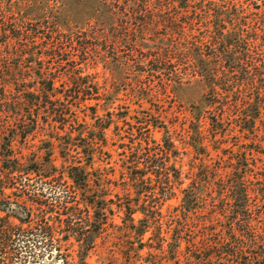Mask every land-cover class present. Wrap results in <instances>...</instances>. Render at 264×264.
<instances>
[{"label":"trees","instance_id":"obj_1","mask_svg":"<svg viewBox=\"0 0 264 264\" xmlns=\"http://www.w3.org/2000/svg\"><path fill=\"white\" fill-rule=\"evenodd\" d=\"M203 1L205 0H201ZM209 2V7L198 11L193 7L192 12L196 17L191 18L189 9L196 3L195 0H0V113L9 111L8 96L13 93L12 85L29 84L30 79H34L36 85L19 89L17 96L28 98V103L34 100L32 104L35 110L41 111L44 108L45 112L53 116L54 122L60 123L61 130L77 125L80 128L78 137L87 141L81 147H76V150H83L85 161L78 159L66 171L79 190L76 191L71 185L73 191L68 193L66 200L72 199L75 204L72 210H78L83 205L88 212L85 225H69L65 230L69 234L66 236L72 235L78 244V261L64 256L61 241L54 239L57 230L50 222L42 223L29 232L40 239L38 242L41 244L37 246H42L45 252L56 249V258H65L64 264H88L86 257L89 249L93 247L92 235L101 234L105 230L108 210L114 213L112 208H107L108 201L106 206L104 197L98 195L101 188L91 193L89 186V167L95 154L103 151L100 145L107 142L106 131L109 124L94 115L100 123L98 135L92 133L94 136L87 139L85 134L91 126L89 128L90 124L85 117L80 121L76 112L80 110L85 116V112L92 109L96 114L97 107L89 106L86 102L99 99L94 96L99 90L97 81H88L92 74L78 79L83 82L75 83L77 88L72 90V96H68L75 101L69 99L66 103H60L51 100L56 89L48 69L51 66L66 69L62 62L67 61L68 69L61 72H67L65 74L70 78L73 76L72 80L75 81L78 75L83 74L77 65L88 60L92 53L95 55L91 59L101 61L106 68L116 67L123 70L128 63L118 60L119 53L112 55L111 59L115 62L112 64L107 55H102V47H110L118 52V49L121 50L128 44L134 46L129 49L133 53L139 46L147 47L139 43H146L144 36L151 31L154 33L161 30L157 39L158 45H153L157 51L151 59L157 62L158 67L151 72L169 73L168 77L177 78L174 81L177 85H182L183 80L198 83V76L201 81L210 84L211 91L219 97L215 90L219 85L221 90H226L223 83L225 70L234 73L242 68V61L254 62L252 54L250 57L246 56V51L254 52L252 49L255 48L248 35L247 20L252 19L254 22L256 13L250 10L249 4L246 5L241 0ZM259 8L258 5L257 9ZM193 19L200 22L208 20L207 25H204V35L200 39L192 36L195 30ZM152 41L153 39L150 42ZM43 48H49L53 53H43ZM85 56L84 61L80 62V58ZM177 61L179 63L173 65ZM257 61H260L262 67L260 75L264 76V52H259ZM148 76L154 77L150 73ZM38 84L42 85L43 91L37 89ZM41 94L45 98L42 101ZM257 94L255 102L249 103L256 112L261 111L264 101L261 94ZM248 98L252 100V97ZM236 106H239V101ZM31 108H28L30 112ZM30 115L32 125L24 124L30 126L28 130L23 129L22 134L25 136L37 127L38 115ZM65 115H70V119H64ZM227 116L226 111H221L210 117L214 137L220 134V129L228 120ZM144 119L139 121L140 125L135 131L137 133L130 134L129 138L127 135L125 137L131 143L138 140L139 144L135 150V144L130 147L131 157L125 162L127 165L123 167L120 175L127 193L126 200L122 201L116 195L120 200L115 204L117 212L123 214L120 217V227L139 243L136 248L137 257L142 258L144 264H264V170L254 164L255 170H252L248 156L251 152L248 153L244 148L237 161L230 157L227 171H217V166H212L213 163L202 164L198 179L190 189L182 190L181 205L165 213L163 207L174 194L176 185L184 184L181 170L170 163L178 157V151L168 130H165L166 135L160 143L154 138L150 139V126H156L159 121L152 124L149 119ZM244 120L250 121L249 116L246 115ZM21 121L24 123L23 117ZM195 124L199 127L200 119L192 121V128L197 132L195 136L192 135V144H195L200 153L205 154L206 148L200 142V133ZM158 127L166 128L165 125ZM96 140L100 141V145ZM12 143L13 139L9 138L7 143L0 144V192L3 195L5 189L13 187L11 185H15L19 177L44 175L49 184L55 180L59 172L50 160L42 164L22 161L15 157ZM150 143L154 146H150ZM141 165L144 167L141 168ZM94 173L99 176V180L104 179L105 175L100 170ZM153 174L156 179L151 177ZM61 176H64L63 172ZM152 181L155 182L153 186ZM23 186L20 194L27 195L28 200L40 207L53 206V203H49L52 195L46 197L43 189L35 191L33 185ZM217 187L221 195L217 199L213 198L211 206L208 207L209 199L205 197L207 194L214 197L217 193L214 189ZM132 192L133 198L130 196ZM66 200L60 202L63 203V208H67L69 201ZM0 211L8 213L7 217H0V264H18L21 260L25 261L18 249V240L25 232L21 227L14 226L10 218L28 220L24 222L29 223L31 210L24 200H14L6 196L0 199ZM92 212L95 223L89 222ZM23 213L26 218L20 219L18 215ZM60 229L61 225L58 227ZM38 242H32L33 246L30 240L25 242L29 247H34L29 252L36 249ZM146 248L150 250L146 252L147 257L143 258L141 252ZM152 250L159 251V255ZM36 257H32L35 263ZM134 262L133 260L132 264Z\"/></svg>","mask_w":264,"mask_h":264},{"label":"rangeland","instance_id":"obj_2","mask_svg":"<svg viewBox=\"0 0 264 264\" xmlns=\"http://www.w3.org/2000/svg\"><path fill=\"white\" fill-rule=\"evenodd\" d=\"M195 1L196 3L192 4L189 9L190 14L188 12L191 18L196 17V14L193 15L192 12L193 7H196L198 11L210 6V0L203 2L201 0ZM241 1L246 5L249 4L250 10L256 13V16L253 17L254 22H252V19L247 20L248 35L249 38H252L251 43L255 48L252 49L254 52L246 51V56L250 57L252 54L254 62L251 63L249 60L242 61V68L236 70L234 73H230L226 69V76L223 81L226 85V90H221L220 85L215 90L219 93V97L211 91V85L205 81H201L198 76L196 78V80L199 79L200 81L198 83L183 80L182 85H177L174 82L177 78L174 76L168 77L169 73H162V71L151 72L152 69H157L158 67L157 62L151 59L154 58V53L157 51L156 48H153V45H158L157 39L161 30L154 33L151 31L147 36H144L146 43L141 41L139 43L147 45V47L139 46L133 53H130L129 49L134 46H129L128 44L126 47H122L121 50L118 49V52H115L110 47L107 49L102 47V55H107L109 59H111L112 55L119 53L117 56L119 57L118 60L128 63L123 70L122 68L118 70L116 67L106 68L101 61L96 62L91 59L92 55L93 57L95 55L92 53L88 60L77 65L83 74L81 73V76L78 75L75 81L72 80L73 76L70 78L68 74H65L67 72H61L68 69L69 64L67 61L62 62L63 66L67 67L66 69L53 68V66L48 69V73L52 74L49 77H53L54 88L56 89L55 96L51 97V100L60 103H66L70 100L75 101L68 96H72V90L77 88L75 83L79 81L83 82V80L78 79H83L87 74H92V77H89L88 81L90 79L97 81L99 90L94 96H97L99 99L88 100L86 102L89 106L97 107L96 114H94L92 109H88L85 112V116H83L80 110L76 112L77 116L80 117V121L85 117L87 123L90 124L89 128L91 126L85 134L87 139H90L95 133L98 135V125L100 123H98L99 121L94 115L101 118L105 124H109V128L106 131V144L101 143L100 145V141L96 140L99 142L100 147H103V151L100 153V150L95 154V159L89 167V171H91L89 186L91 187V193L101 188L98 195L104 197L106 206L108 201L107 208H112L114 213L108 210L105 230L101 234L94 233V237L92 235L93 247L89 249L86 257L88 264H132L133 260L135 264H142L144 262L142 258L137 257L136 248L139 246V243L133 240L120 227L122 225L120 217L123 214L122 212H117L118 210L115 205L119 203L120 199L122 201L126 200L127 193L124 190V184L121 182L120 175L123 167L127 165L125 162L129 161L128 159L131 157L130 147L135 144L133 149L135 150L139 144L138 140L135 143H131V140L125 139V137L127 135L129 138L130 134L137 133L135 131L140 125L139 121H142L143 118H145L144 121L149 119L152 124L159 121V124H156L157 127L150 126V139L154 138L160 143L162 137L166 135L165 130H168L175 141L178 151V157L172 159L170 163H173L176 168L181 170L184 184L182 186L176 185L174 194L163 207L165 213L166 211L171 212L174 208L181 205L183 198L182 190L186 188L190 189L193 182L198 179L202 164L213 163L212 166H217V171H227L226 167H229L230 157L237 161L241 151L245 148L248 153L251 152L248 156L251 160L252 170H255L254 165L264 170V76L260 75L262 67H260V61H257L259 52H264V0ZM176 5H179V3H176ZM258 5L259 9H257ZM193 20L195 21V23L193 22L195 30L192 36L200 39L204 35V25L208 23V20H203L202 22L197 19ZM211 22H214V20H211ZM256 27H259V29L255 30ZM152 39L153 41L150 42ZM43 49V53H53L49 48ZM77 54L80 55L79 52ZM85 58L86 56L80 58V62L84 61ZM46 60L50 61L49 59ZM110 61H112V64H115L112 59ZM178 63L177 61L173 65H177ZM56 67H58L57 64ZM168 71L170 70L168 69ZM59 73H63V75ZM148 73L154 75V77L148 76ZM30 80V83L27 82L29 84L21 83V86L13 84L11 87L13 93L8 96L10 106L7 110L9 111L0 113V144L7 143V139L11 138L13 139L11 147L15 157H18L22 161H34L40 164L47 163L50 160L57 167L59 173L51 183L53 186L47 183L48 179H45L44 175H32L28 176V178L19 177L15 181L16 184L11 185L13 187L5 189V195L0 192V199L10 196L14 200H24L31 210L29 223L24 222L28 220H22V223L19 219L10 218L14 226L21 227L25 232L24 236H21L18 240V249L21 257L25 258L26 262L21 260L18 264H64L65 258H56L58 253L56 249L53 248L52 251H49L50 253L45 252L42 246H37L41 244V242H38L40 239L29 233L45 222H50L55 227V230H57L54 239L61 241L64 256L77 262L79 259L78 244L72 235L70 237L66 236L69 234L65 230L69 225L75 227L85 225L88 212H86L87 207L83 205H80L78 210H72L75 204L72 203V199L68 198L66 200L68 193L73 191L71 185L75 187L76 191H79L76 189V184L68 177L66 171L78 159L85 161L86 157L83 150L81 148L76 150V147H81L80 145L85 144L87 141H83L78 137L77 133L80 128L77 125L73 126L74 128L68 126L64 130H61L59 129L60 123L54 122L53 116L45 112L44 108L41 111L35 110V106L32 104L34 100L29 99L31 103H28V98L21 97L20 95L17 96L16 92L19 89L36 85L34 79ZM36 87L39 91H43L41 84H38ZM257 93L263 97L262 109L258 112L249 105V103L255 102V98L258 97ZM40 96L42 97L41 101L45 99L43 94ZM248 96L252 97V100H248L250 99ZM238 101L239 106L237 107ZM28 108H31V112ZM221 111H226V115H228L226 119L228 120L224 123L223 128L220 129V134L214 137L210 117ZM30 113L38 115L37 127L25 136L22 134L23 129L28 130L32 125ZM246 115L249 116L250 121L244 120ZM22 117L24 123L21 121ZM64 119H70V115H65ZM194 119H200L201 121V124L198 125L199 127L196 124L194 126L200 133L202 140L200 142L206 148L205 154L200 153L198 148H195V144H192V135L195 136L197 134V132H194V128H192V121ZM24 124H30V126H24ZM161 125H165L166 128H159L158 126ZM132 127L135 128L131 130ZM92 133L94 134L92 135ZM145 136H147V133ZM122 143H126L127 145L123 146ZM142 146L145 147V144L142 143ZM150 146H154V144L150 143ZM124 151L125 154L123 155ZM104 152L108 154L105 155L103 154ZM1 159L0 156V162L2 161ZM144 165H141V168ZM98 170H100L102 175H105L103 180H99V176L94 173V171ZM62 172L64 176H61ZM154 175H151V177L156 179ZM147 176L149 177L150 175ZM154 183L152 181L151 185L153 186ZM24 184L33 185V190L35 191L39 188L43 189L46 197L52 195L53 198L49 197L51 200L49 203H53V206L40 207L28 200L27 195L20 194V190L24 188ZM214 190L217 191L214 197H210L208 194L205 197V199H209L210 205L207 204L208 207L211 206L213 198L217 199L221 195L218 187ZM133 194L134 192L131 195L129 194L131 198H133ZM116 195H119L120 199ZM63 199L69 201L67 208H63V203H60ZM93 214V212L90 213V223H95V216ZM7 215V212L0 211V217H7ZM18 216L21 217L20 219L26 218L24 213ZM60 225L61 229L58 230ZM148 236L149 234L146 238ZM28 240H30L31 246L34 245L32 242L39 243L35 245L37 247L33 252H29V250L34 247H29V244L25 243ZM149 250L146 248L141 252L143 258L147 257L146 252ZM152 252L157 255L160 253L157 250H152ZM33 256H37V260L35 259L36 263L32 259Z\"/></svg>","mask_w":264,"mask_h":264}]
</instances>
